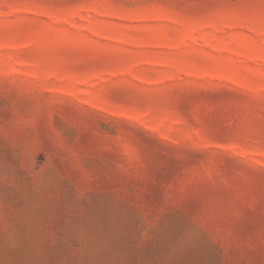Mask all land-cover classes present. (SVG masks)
I'll list each match as a JSON object with an SVG mask.
<instances>
[{"label":"rangeland","instance_id":"374dc122","mask_svg":"<svg viewBox=\"0 0 264 264\" xmlns=\"http://www.w3.org/2000/svg\"><path fill=\"white\" fill-rule=\"evenodd\" d=\"M0 264H264V0H0Z\"/></svg>","mask_w":264,"mask_h":264}]
</instances>
